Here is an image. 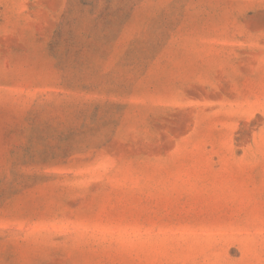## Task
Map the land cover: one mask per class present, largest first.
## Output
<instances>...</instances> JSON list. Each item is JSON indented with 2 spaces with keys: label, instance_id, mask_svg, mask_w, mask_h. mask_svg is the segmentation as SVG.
I'll return each mask as SVG.
<instances>
[{
  "label": "rangeland",
  "instance_id": "374dc122",
  "mask_svg": "<svg viewBox=\"0 0 264 264\" xmlns=\"http://www.w3.org/2000/svg\"><path fill=\"white\" fill-rule=\"evenodd\" d=\"M0 264H264V0H0Z\"/></svg>",
  "mask_w": 264,
  "mask_h": 264
}]
</instances>
